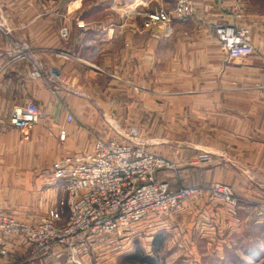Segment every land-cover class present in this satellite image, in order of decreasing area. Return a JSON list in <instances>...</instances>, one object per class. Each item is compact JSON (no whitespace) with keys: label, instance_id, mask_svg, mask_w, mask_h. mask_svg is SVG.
I'll return each mask as SVG.
<instances>
[{"label":"rangeland","instance_id":"rangeland-1","mask_svg":"<svg viewBox=\"0 0 264 264\" xmlns=\"http://www.w3.org/2000/svg\"><path fill=\"white\" fill-rule=\"evenodd\" d=\"M231 1L237 5L233 20L248 29L254 45L248 58L237 61L264 71L259 58L264 45L255 47L256 37L261 41L264 33V0ZM160 6L170 9L173 0H0V36L8 33L3 29L5 20L16 17L4 15L7 7L25 10L19 16L29 22L37 9L39 15L30 23L49 25V30L30 37L28 45L17 40L13 46L21 54L18 67L24 85L37 80L44 91L38 102L41 117L29 131L9 126L11 111L6 105L0 109V210L30 222L51 213L56 207H51L53 187L58 182L53 176L54 162L74 153L67 152L70 145L84 146L97 138L117 137L132 145L143 144L148 152L173 163L172 169L161 170L159 178L175 187L194 189L181 210L155 220L150 217L152 225L140 224L124 245L89 239L72 253L64 246L35 251L23 240L13 239L7 241L12 245L10 255L2 259L0 254V263L2 259L6 264H144L125 258L140 249L152 255L155 264H264V141L252 122L238 117L242 104L256 98L264 102L263 97L253 89L247 94L238 90L245 84L235 68L244 66L241 62L230 59L220 66L196 62L198 57L226 55L210 39V0H194L192 15L184 21L174 20L176 30L169 36L157 28L145 31L151 38L152 56L150 91L144 94L142 86L148 81L143 80L146 63L138 55L142 38L136 34L142 32L138 13ZM115 18L130 30L118 33L113 41L95 36V42L87 43L94 39L96 25L104 21L110 25ZM85 30L89 39H84ZM20 33L27 35L28 31ZM172 38L177 39L176 46ZM4 50L0 47V52ZM64 60L76 62L80 72L89 75L86 72L73 82L66 80L59 70ZM3 61L0 57V77L9 67ZM52 65L56 69L49 68ZM207 65L212 73L207 72ZM229 65L230 73L224 74L222 69ZM33 72L39 76L33 77ZM245 76L248 79L249 74ZM223 85L237 90L227 94L206 91ZM247 85L254 87L252 80ZM257 87L263 88V83L258 82ZM0 98V102L18 99V105L34 100L11 92L0 93ZM53 100L64 105L59 116L51 108ZM57 116L60 130L74 128L70 141L67 133L61 139L51 127V135L31 136L35 125L42 120L55 124ZM42 125L47 128L46 122ZM21 153L23 157H19ZM216 182L227 186L228 195L213 192Z\"/></svg>","mask_w":264,"mask_h":264},{"label":"built area","instance_id":"built-area-1","mask_svg":"<svg viewBox=\"0 0 264 264\" xmlns=\"http://www.w3.org/2000/svg\"><path fill=\"white\" fill-rule=\"evenodd\" d=\"M193 1L173 0L170 9L160 6L139 12L140 30L157 28L169 36L174 20L184 21L192 15ZM212 26L228 58L243 60L253 53L254 45L246 27L222 21ZM63 35H67L65 30ZM31 75L38 77L39 73ZM11 115L13 127L29 131L41 117V110L36 102L28 100L15 106ZM59 135L64 139L66 131L61 129ZM172 167L169 159L148 152L143 144L132 145L117 137L95 139L91 151L67 154L54 162L53 176L61 182L64 195L51 213L30 222L0 210V254L8 256L5 244L13 239L23 240L35 251H48L55 246L71 251L82 246L85 239L124 245L140 224L150 226L153 220L181 210L194 192L192 187H175L159 178L161 170ZM212 190L219 196L228 195L227 186L219 182ZM65 211L67 216L61 219Z\"/></svg>","mask_w":264,"mask_h":264},{"label":"crops","instance_id":"crops-1","mask_svg":"<svg viewBox=\"0 0 264 264\" xmlns=\"http://www.w3.org/2000/svg\"><path fill=\"white\" fill-rule=\"evenodd\" d=\"M194 4L196 5L195 2H194ZM236 6L237 5H235V2H233L231 0H224V2L222 4H218V3L210 0V10H211L210 11V26H211L210 27V39H212L214 44L216 43L217 45H219L218 40L215 36V32L213 30L212 23H214V22L217 23V22H221V21L222 22H228V23H232L234 21L233 23H235V20H233L234 17H233L232 12H234L236 10ZM23 11H25V10L20 9V8H14V7L4 8V11H3L4 15H15L16 17L13 19H10V20L6 18L7 20H5L6 22H5L4 27H3V29L5 31H8V33H9V31H11L12 33H10L9 36L7 35L8 33L2 34L0 36V45H1L0 47L5 48L4 51L0 52V57H1V60L4 59V61H3L4 64H7V65L9 64V67L6 70L7 72L5 71L6 73H4L0 77V93L5 94L6 92H11L14 95H16L18 93V94L22 95V97H23V95H26L29 98H34V100L33 99H31V100H33L34 102L39 104L38 102L42 101V100H40L41 99L40 95L43 94L42 91H44V90H43V88H42V91L40 90L39 82L37 80L36 81L30 80V81H28V83L26 85H24L23 75H22V73L18 67V63H20L18 60H20L21 54L16 53L13 50V46L17 45V43H16L17 40H21L28 45V40L30 37L31 38L36 37V35L39 31L49 30V25L46 24V26L40 27L38 21L36 22V24L30 23L31 21L34 22L37 19V16L39 15L37 9L33 10L32 14H35V15H34V18L33 17L30 18V22H29V20L23 19L22 17L19 16ZM1 13H2V11H1ZM262 19H264V18H262ZM110 22H111L110 25L106 24V21L100 23L99 25H96V28H94V29H96L97 35L93 34L92 37H94V39L88 40L87 43H89L90 41L95 42L97 37H100L99 39L104 38L103 40H109L110 39L113 41V38L118 37V33L120 34L122 32H125L126 30H130L129 27L124 28V26L119 25V19L118 18H115V20L110 19ZM173 28L172 29H173V33H174V31L176 30V25H174ZM4 30H2V31L4 32ZM86 30H87V28H86ZM86 30L84 33V37H85L84 39H87V38L89 39L91 37V35L89 33V36H87ZM132 30L135 32L134 28ZM27 31H28L27 35L20 33V32H27ZM128 34H131V33H128ZM136 34L140 35V37H142L141 43L139 44L138 55L142 54V56H141L142 61L144 62V64L146 63V71L145 70L143 71V80L145 81V79H146V82L147 81L148 82L146 84H143L142 89H143L144 94L145 93L147 94V92L150 91V89H149L150 87H148L147 84L150 83L149 74L151 72L150 71V62H151V56H152V51H151L152 42H151V38H150L149 34H147V33L145 34V32H138ZM82 35H83V33H82ZM12 36H15L16 39L15 38L8 39L9 37H12ZM95 36H96V38H95ZM26 37H27V39H26ZM176 40H177L176 38H172L173 46H176V44H175ZM130 42H131V40H130ZM187 42L190 43V41H187ZM260 43L262 45H264V33L261 35V41H259L258 37H256V40H255L256 50H257V47ZM31 45H32V43H31ZM132 45H133L132 48H134L133 42H132ZM175 50L177 52L179 51L178 45H177ZM133 55L135 56V53H133ZM259 58L262 59L261 62L264 63V53L261 54V56ZM225 60L227 62H229L230 58H228V56H226V55L223 56V55L218 54L216 56L215 55L204 56L203 58L198 57L196 59V62H199L201 64L202 63H206V64L217 63L220 66L224 63ZM235 61H236V63L241 62V61L238 62L237 60H235ZM62 63H64L63 66H61ZM241 63L244 64V66L235 67V68L238 69L239 75L242 76V77H238L239 81L245 82V84L242 87H240L238 90L239 91L245 90L244 93L247 94L248 90L253 89L256 91L255 93L257 95H261L263 97L262 99L264 100V71L263 70L259 71L257 69L259 66L258 67L254 66L252 69V66H246L244 62H241ZM76 65H77L76 62H73L70 60L69 61L68 60L61 61V63H60L61 67H59V70H61V72L64 75L66 80L73 82L74 80H77V77L79 74H85L87 72V71L80 72L81 69L77 68ZM207 66H209V70L207 72L212 73V68L210 67V65H207ZM219 66H218V68H219ZM230 66L231 65H229L228 67L225 66L222 69L224 74L230 73V71H231ZM49 68L56 69V67L54 65L50 66ZM254 68H255V71H253ZM249 69H252V71L251 70L248 71ZM202 70H203V68H202ZM205 70L206 69H204V71ZM88 73L89 72H87V75H89ZM246 74H249L248 79H247V76H245ZM225 79L227 81H230L229 77H225ZM234 80H236V78ZM251 80H252V83L254 84V87H252V86L248 87V85H247L248 83H250ZM29 82H30V84H29ZM258 82L263 83V88L257 87ZM223 84H225V83H223ZM227 84H229V82H227ZM234 90H237V89H235V88L230 89V87L223 85V87L216 88L215 90L214 89H210V90L207 89L206 91L210 92V94H227V92H231ZM158 93L161 94V92H158ZM178 93L179 94H187V93H190V91H180ZM0 100H1V98H0ZM49 101H47V102H49ZM261 101L262 100H258L256 98L255 101H249V102H245L244 104H242V106L240 107V111H242V112H241V114H239L238 117H241L242 119H245L246 121H249V123L252 122V123H250V125H253L255 127V133L256 134L260 133L261 134V141H264V137H263L264 136V102H261ZM25 102H23V104ZM51 102H52L51 108H53L55 111H58V116L61 115L62 114L61 111H62V108L64 105L59 103L58 100L55 101L56 103H53L54 100ZM19 103H21V102L18 101V99H16V100L11 99V100H7V101H5L3 99L0 102V104H2V106H0V109L4 110L5 105H6V107H8V110H10L12 112V109L16 105H18ZM57 103H59L60 105ZM58 116L56 117V123L55 124L51 123L52 120H51L50 124H48L47 121L42 120L41 124L35 125L31 131V136L32 137L34 136V138H39V137L43 136L44 132H47V135L48 134L51 135V132H49V130H48L49 127H51L50 129L55 130V132H57V134L59 135V130L61 128V122L59 121ZM52 117L53 116H51V118ZM44 122H46L47 128L42 125V124H44ZM9 126L12 127L11 124ZM57 129H58V131H57ZM65 130H66V133L68 134L67 140L70 141L73 134H75V130H74V128L69 127V126H67V128ZM6 136H9V134H6ZM16 137H17V134H16L15 138ZM19 141L21 142L20 139H19ZM37 142H39V139H37ZM87 142H88V144L85 143L84 146L70 145L67 152L68 153L69 152L77 153L76 151H86V152L91 151L93 148L94 141L92 140V142H91L90 140H87ZM19 157H23V154L22 153L19 154ZM255 159H256V165H259V162H258L259 158L255 156ZM50 180L53 183H55L53 178ZM56 180H58V179H56ZM58 192H60L59 196L63 197L64 192L61 188V182L59 180H58V182H56L54 184V187H53V192H52V197H51V202H52L51 207H53L54 205H57L56 203L58 202V199L61 198V197H57ZM87 240H89V239H85L83 241V244H85ZM5 245H6L5 247L7 249V252L10 255L8 247H10L12 245H8V243H6ZM53 255H54V253H52V256ZM3 258L4 257L2 256V259ZM2 259H1L0 264H6L7 262L3 261Z\"/></svg>","mask_w":264,"mask_h":264},{"label":"trees","instance_id":"trees-1","mask_svg":"<svg viewBox=\"0 0 264 264\" xmlns=\"http://www.w3.org/2000/svg\"><path fill=\"white\" fill-rule=\"evenodd\" d=\"M126 259H131L132 261L138 260L143 262L144 264H155V260L153 256L146 254L145 252L141 251L140 249H136L133 253L128 254L125 256Z\"/></svg>","mask_w":264,"mask_h":264}]
</instances>
